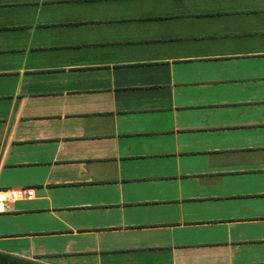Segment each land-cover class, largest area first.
Wrapping results in <instances>:
<instances>
[{
  "label": "crops",
  "instance_id": "obj_1",
  "mask_svg": "<svg viewBox=\"0 0 264 264\" xmlns=\"http://www.w3.org/2000/svg\"><path fill=\"white\" fill-rule=\"evenodd\" d=\"M0 253L264 264V0H0Z\"/></svg>",
  "mask_w": 264,
  "mask_h": 264
},
{
  "label": "built area",
  "instance_id": "obj_2",
  "mask_svg": "<svg viewBox=\"0 0 264 264\" xmlns=\"http://www.w3.org/2000/svg\"><path fill=\"white\" fill-rule=\"evenodd\" d=\"M7 194L8 199L11 201H27L34 197V192L29 189L9 191Z\"/></svg>",
  "mask_w": 264,
  "mask_h": 264
},
{
  "label": "trees",
  "instance_id": "obj_3",
  "mask_svg": "<svg viewBox=\"0 0 264 264\" xmlns=\"http://www.w3.org/2000/svg\"><path fill=\"white\" fill-rule=\"evenodd\" d=\"M0 264H42V263L0 253Z\"/></svg>",
  "mask_w": 264,
  "mask_h": 264
}]
</instances>
